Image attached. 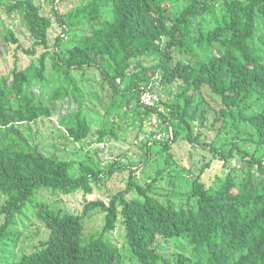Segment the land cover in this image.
<instances>
[{"label": "trees", "instance_id": "obj_1", "mask_svg": "<svg viewBox=\"0 0 264 264\" xmlns=\"http://www.w3.org/2000/svg\"><path fill=\"white\" fill-rule=\"evenodd\" d=\"M187 1L188 6L176 15L161 0H88L83 8L58 19L65 34L75 31L69 47L53 55L54 68L69 88L56 89L44 98L32 90L33 80H45L48 52L42 54L40 68L15 69L13 78H0V193L6 197L0 211L4 216V222H0V254L6 240L19 238L17 215L39 190H54L65 196L82 191L90 196L92 183H101L115 172L86 164L77 168L70 160L49 156L25 130L26 124L51 118L55 103L72 96L79 110L66 128L67 137L76 143L86 140L91 132L85 116L86 93L74 75L87 69L99 70L112 93L107 117L121 114L134 104L146 115L160 116L166 127L155 133L153 140L163 135L168 154L181 138L198 142L189 118L197 99H205V91L222 102L221 117L234 109L258 106L259 111L248 122L256 131L257 143L264 145V109L260 111L264 103V61L252 47L259 18H264V0H221V23L209 32L195 20L211 13L218 0ZM9 9L22 13L35 48L48 49L52 21L41 15L34 0H20ZM103 11L108 19L102 17ZM85 23L91 30L77 28ZM10 38L17 41L12 33ZM61 41L57 39V48ZM216 47L219 52L209 61L199 56ZM29 54H35V50ZM177 54L187 57L188 62L175 63ZM141 58H152L153 65L146 66ZM107 61L114 65L113 71L106 67ZM131 68L135 72L129 74ZM158 73L161 85L181 82L183 87L166 102L144 106L142 97ZM170 129L172 140L166 138ZM238 141L236 138L232 142L229 152L209 146L226 169L235 155L241 156L244 171L219 174L216 184L209 188L202 182L203 173L199 175L190 191L196 204L190 208L164 203L132 176L127 192L114 195L109 204L89 202L80 216L38 203L36 218L50 230L49 239L40 249L4 264H123L120 250L110 237L120 220L136 264H264V162L256 154L241 150ZM151 142L148 140L146 146ZM130 169L121 166L118 171ZM131 191L139 197L128 198ZM97 210L106 214L105 227L100 236L88 238L84 221ZM182 237L196 257L185 252L172 256L162 252L163 240Z\"/></svg>", "mask_w": 264, "mask_h": 264}, {"label": "rangeland", "instance_id": "obj_2", "mask_svg": "<svg viewBox=\"0 0 264 264\" xmlns=\"http://www.w3.org/2000/svg\"><path fill=\"white\" fill-rule=\"evenodd\" d=\"M18 1L20 0H0V78H13L15 69L26 70L32 66L40 68V58L43 53L48 52L44 70L45 80H33L32 90L44 98L56 89L69 88L64 76L54 68L53 55L56 51L61 52L69 47L75 31L65 34L58 19L75 12L77 8H83L88 0H34L41 15L49 17L52 21V26L48 30V49L35 48V40L24 24L22 13L10 11L9 8ZM161 1L176 15L189 4L187 0ZM218 2L211 13L195 20L202 26L204 32L215 29L221 23L222 3L221 0ZM102 17L108 19V13L103 11ZM77 28L91 30L90 25L86 23ZM11 33L16 42L10 38ZM58 38L62 40L60 48L56 46ZM252 47L264 61V18H259L257 36L252 42ZM32 50H35V54H29ZM218 52L219 48L216 47L212 52L206 50L200 52L199 56L202 60L209 61ZM141 60L146 66L153 65L152 58ZM137 61L138 59L132 62V67ZM178 61L188 62V58L177 54L175 63ZM106 67L112 71L115 68L110 61L106 62ZM133 72L135 70L131 68L129 74ZM161 77V73H158L148 87L149 92L158 96L157 104L170 100L183 87L181 82L165 87L160 83ZM74 78L86 93L85 116L91 127L87 139L76 143L67 137L66 128L75 121V115L79 110L72 96L55 103L51 118L26 124L25 130L29 131L28 135H31V139L40 150L49 156L70 160L76 163L77 168L80 164H86L107 173L112 169L115 172L105 176L101 183H92L93 194L90 196L82 191L65 196L54 190H39L17 215L15 228L20 236L17 241L6 240L3 243L0 264L11 262L14 258L20 259L23 254L40 249L49 239L50 230L44 222L36 218L38 203H46L57 211L80 216L89 202L102 201L109 204L114 195L127 192L132 176L148 193L155 194L164 203L170 201L178 208H190L196 204L190 191L199 175L203 173L202 182L209 188L216 184L219 174L244 171L241 156L235 155L236 159L231 161L226 169L223 162L216 159L209 145L229 152L233 148L232 142L237 138L241 150L256 154L264 162V145L257 143L256 131L248 122L252 114L259 111L258 106L257 109L255 107L234 109L232 114L221 117V110L224 108L222 102L205 91V99H197L189 118L193 127V137L198 136V142L195 144L181 138L172 145L169 156L162 143L165 139L161 137L159 140L157 136V140H153L155 133L157 135L161 128L165 130L166 127L159 115H146L142 107L134 104L121 114L107 117L112 93L101 72L91 68L84 73L75 74ZM260 108V111L264 109V103ZM102 133H105V136H102ZM148 140L152 142L146 146ZM121 166H129L131 169L125 172L118 171ZM76 173L79 171L76 170ZM127 197L139 196L135 191H131L127 193ZM5 202L6 197L0 193V211ZM105 220L106 214L98 210L90 212L84 221L86 236L88 238L100 236L105 227ZM0 222H4V216L1 214ZM110 237L120 250L123 264H136L132 251L125 241V228L121 220ZM162 252L167 256L180 252H185L191 257L197 256L184 237L168 242L163 240Z\"/></svg>", "mask_w": 264, "mask_h": 264}, {"label": "built area", "instance_id": "obj_3", "mask_svg": "<svg viewBox=\"0 0 264 264\" xmlns=\"http://www.w3.org/2000/svg\"><path fill=\"white\" fill-rule=\"evenodd\" d=\"M159 102V98H158V96L157 95H155V94H153V93H151V92H149V91H147L144 95H143V97H142V104L144 105V106H154V105H156L157 103ZM159 137H158V139L160 140L161 139V137H163L164 138V136L163 135H158ZM166 138H168V139H173V132H172V129H170V133L166 136Z\"/></svg>", "mask_w": 264, "mask_h": 264}]
</instances>
